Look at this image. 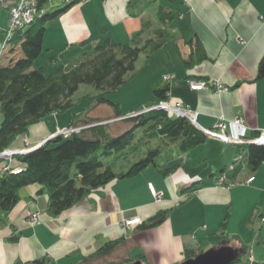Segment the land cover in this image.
Returning <instances> with one entry per match:
<instances>
[{
    "label": "crops",
    "instance_id": "obj_1",
    "mask_svg": "<svg viewBox=\"0 0 264 264\" xmlns=\"http://www.w3.org/2000/svg\"><path fill=\"white\" fill-rule=\"evenodd\" d=\"M128 4L129 0H90L49 22L41 55H47L48 60L57 56L50 70L106 39L112 44H130L143 30L145 41L150 38L146 25L150 24L152 31L161 27L157 11L155 21L149 20L146 11L137 12L139 7L147 10V2L139 0L131 13ZM161 7L174 14L163 27L169 41L166 47L145 56L142 68L133 76V81L143 78L144 88L131 105L117 103L119 112L124 116L140 112L154 104V90L168 86V103L194 114V125L200 130H212L220 118L226 124L241 118L249 138L264 131V79L255 81L264 56V0H176L172 4L166 0ZM5 28L3 22L0 37ZM194 37L203 53L191 56L186 43ZM201 54L205 59L199 58ZM184 60L192 65L186 67ZM34 62L32 68L36 69ZM195 80L206 82L210 89L192 91L190 82ZM216 84L222 88L218 93ZM109 113L104 119L92 112L86 117L112 120L114 113ZM74 117L60 114L31 126L25 135L28 144L38 146ZM1 119L0 112V123ZM22 146L23 138L18 137L11 148ZM242 151L235 144L206 138L177 159L178 168L169 176L157 180L155 172H148L143 178L142 172L113 181L56 218L46 214L47 195L39 186L24 187L18 191L16 206L1 216L0 264L41 260L45 264H83L105 242L119 238L125 243L113 254L122 251L125 259L144 255L148 264H181L184 250L204 251V242H216L214 248L225 238L234 248L245 247L255 263L264 264V257L256 255L253 248L264 241L260 223L264 218V161L251 173L247 152ZM17 165L16 160L0 162V177L4 167ZM221 176L225 178L222 185L218 183ZM250 177L254 180L245 184ZM149 184L161 196L159 201L149 193ZM161 210L169 211L168 218L152 230L139 232V225L123 226L133 219L144 222ZM34 213L39 214V222L28 226L27 218ZM97 261L100 259L86 264Z\"/></svg>",
    "mask_w": 264,
    "mask_h": 264
},
{
    "label": "trees",
    "instance_id": "obj_2",
    "mask_svg": "<svg viewBox=\"0 0 264 264\" xmlns=\"http://www.w3.org/2000/svg\"><path fill=\"white\" fill-rule=\"evenodd\" d=\"M50 1L37 0L38 6L42 8ZM138 1L129 0L128 7L132 9ZM167 1L172 4L176 0ZM73 5L74 2L66 4L64 8L47 11L30 25L16 29L7 43L8 54L3 55L5 61L0 60V151L9 148L18 137L26 135L31 126L53 115L67 112L72 107L71 98L80 86H90L99 91L100 94L94 98L95 105L108 104L113 109L114 118L122 117L118 104L105 96L119 90L134 76L136 63L142 54L148 56L166 47L169 41L168 33L163 27L173 20L174 14L167 11L166 7H161L157 10L161 27L152 31L148 28L150 24L146 25L150 38L145 41L142 40V30L133 36L130 44H112L106 39L91 47V51H83L69 59L51 73H47L45 68H32L33 62L42 53L46 26ZM186 45L191 56L203 53L196 37ZM17 52L19 58L14 59ZM199 58L205 59V55L201 54ZM199 58L198 61L201 60ZM56 60L57 56L49 58L51 63ZM184 61L186 67L192 65L189 61ZM261 79H264V56L258 64L255 81ZM152 96L155 104L167 101L169 87L154 90ZM78 120L75 116L69 126H74ZM124 121L131 126L119 135H110L108 124L96 125L64 139H53L33 152L18 157L17 167L8 170L19 169L20 173L14 175L3 172L0 177V223L1 216H6L16 206L18 191L24 187L39 186L40 192L44 191L47 195L46 214L56 218L91 193L113 181L134 178L149 166L163 177L169 176L178 168V164H175L177 159L202 145L207 138L187 118L170 117L162 110L138 114ZM97 122L102 121L82 120L84 125ZM137 134L142 135L141 140H135ZM151 134L157 137L154 148L150 146ZM257 135L258 133H254L250 138ZM135 141L141 142V148L134 144ZM237 147L239 152H247L246 165L254 173L264 161V145L248 143ZM129 149L137 160L124 172H116L102 161L112 155L125 159ZM159 158L162 159L160 163L157 162ZM168 215V210L158 211L139 224V232L161 226ZM124 243V238L105 242L91 256L85 258L83 264L93 259L107 258ZM222 251L232 256L228 264H257L249 263V253L245 247L234 248L227 239L211 249V252ZM204 253L202 250L186 249L184 260L197 258ZM135 262L148 264L144 255L129 258L120 264ZM31 264L45 262L41 260Z\"/></svg>",
    "mask_w": 264,
    "mask_h": 264
},
{
    "label": "rangeland",
    "instance_id": "obj_3",
    "mask_svg": "<svg viewBox=\"0 0 264 264\" xmlns=\"http://www.w3.org/2000/svg\"><path fill=\"white\" fill-rule=\"evenodd\" d=\"M89 1L90 0H73V1L72 0H51L50 3H48L47 6L44 7V8L39 7L38 6V2H37V13L36 14L33 13L34 15L32 17L29 14L27 16V19L26 18H23L24 19V25L21 26V28H23V27H25L27 25H30L32 23V21H34V20H36L38 18H41L45 13H47V11H51V10H55V9L58 10V9L64 8L66 4H69V3H72V2H74L75 5H77V4H84V3H87ZM140 2H141V4H142V2L143 3L147 2V4H145L147 10H144L143 7H141V8L139 7V8H137V12L146 11V15H148L150 17V18L148 17L149 20L155 21L156 20L155 19V17H156V11H157L159 5H163L166 2V0L160 1L156 5L152 3L153 0H146V1H140ZM1 3L2 4L0 6V26L3 24V22L6 23V28L3 31H6V32L10 31L11 32L12 31L11 28H10L11 27V23H14V22H11L10 23V20H9L10 19V12H11V7H13V6H15L17 4V0H14V1L7 0V1L1 2ZM133 10H135L134 7H132V9L130 10V13ZM25 19L26 20H30L31 19V20L26 22ZM8 24H9V26H8ZM21 28L18 27L17 29H21ZM3 31H2V35H1L2 38L0 39V49H1V45L2 46H5V43H3V39H4V36H5V34L3 33ZM14 31H13V33H14ZM8 49H9V46H7V44H6V46L4 48V51H5L4 54H8L7 53V50ZM88 51H91V47H90V49ZM46 56L47 55H43V56L41 55V56H39L35 60L34 65L36 66V69H38L40 67H44L45 69H47V73H51V72L54 71V70L53 71L50 70L53 64L47 59ZM13 58L14 59L19 58L18 52H17V54L15 53V56ZM145 58H147V57H145L144 54H142L139 57V59H138V61L136 63V66H135V69H136L135 71H138V70H140L142 68ZM0 60L1 61H5V58L2 56L1 52H0ZM60 65H63V64L61 63ZM60 67H62V66H60ZM56 69L57 68H55V70ZM143 72H145V71H143ZM168 79H169L168 77H165L164 78V80H166V81ZM133 80L134 79L132 77L126 83V85H124L123 87H121L119 90H117L114 93H111V94L106 95L105 96L106 99H108V100H110L111 102H114V103H119L121 106H123V105L124 106L131 105L132 102H133V98H135V96H136V93L137 92H141L143 90V88H144V85H143L144 84V80H143V78L140 77V79H138L137 81H133ZM193 83L194 84H196V83L197 84H201L203 86V88L201 90H199V91H208V89H210V87H208L207 84H206V82H204V81H201V82L192 81V82H190V86ZM217 87H218V85L216 84V87H215L216 88V93H218L217 92ZM221 90H222V88H221ZM98 94H100V92L97 91V90H95L94 88H92L90 86H80L78 88L77 92L71 98L72 107L67 112L61 114V115H64V114H68V115L74 114L77 118H79V120L76 122V124L74 126H70L73 129H77V130L74 131L73 133H71L69 136H65V134H63V133L62 134H59V131L60 130L58 128V129H56L55 134L52 135L50 138L51 139L53 138L54 140H56V138H63L64 139V138L70 137L73 134H78L81 130L86 129L88 127H92V126H96V125H104V124H108L109 133L112 136L119 135V134L125 132L126 130H128L129 126H131V125H130V123H128V122H126L124 120L127 119V118H129V117L137 116L138 114H140L139 111L137 113H134V114H131V115L125 114L127 116H123L122 115V117H119V118H113L112 120L109 119V120H106V121L103 120L102 122H97V123H94V124L84 125V123H82V120L84 121L86 119H90V118L86 117V114H88L89 112H92V115H97V117H99L100 119H104L107 116V112L108 111L110 112L109 115H112L111 112H113V109H112V107H110V105H108V104H102V105H99V106H96L95 105L94 98ZM148 107L149 108H154V109L153 110H150V111L149 110H145V109H148ZM160 107H164V108L162 109ZM168 107L173 109L172 115L169 114ZM178 107L181 108V106H173V105H171L170 103H168V100H167V101L158 102L156 104L154 103V104H151V105H147L142 110H145V111H148V112L162 110V111H165V113H168V115L170 117H185L190 122L193 123V121L191 120V119H193L192 118V115H191V113L188 110L182 108L183 110H185V111L188 112L185 116H180V114H178V113L175 112V110H177ZM148 112H145V113H148ZM124 113H126V112H124ZM141 114H143V113H141ZM53 116H56V115H53ZM53 116H51V118ZM219 120H222V118H220ZM201 131L203 132V134H205L204 133V130H201ZM141 137H142L141 134H137L135 140H137V138H140V140H141ZM206 137L209 138L207 135H206ZM21 138H23V137H21ZM156 138L157 137H156L155 134H151L150 135L149 141H150V146L152 148H154V146L156 145ZM212 139L219 140L220 138H218V139L217 138H212ZM252 139H254V137ZM23 140H24V142H26L28 144L26 138L25 139L23 138ZM220 141H222V140H220ZM47 143H49V141L42 142L41 144H39L38 146H35L33 148L38 149V148H40L41 146H43L44 144H47ZM248 143L249 142H247L245 144H248ZM134 144H136L137 146H139L141 148V142L135 141ZM252 144H254V143H252ZM235 145H238V144H235ZM256 145H259V144H256ZM260 145H264V144H260ZM9 148L10 149H13V148H11V146ZM29 148H30V146H29ZM131 151H132L131 149L127 150V152H126L127 155H125V159H123L124 157H121V156H118V155H112L109 158H103L102 161L105 164L109 165L114 171H116V172H124V171L127 170V168L129 167V165H131L132 163H134L137 160V158L134 155H132ZM160 161H162L161 158H159V160H157V162H159V163H160ZM175 164H177V161H176ZM8 169H11V168L8 166ZM2 171L4 173L5 172L12 173L11 172L12 170H6V171H4L2 169ZM142 172H143L142 174H144V175H142V176H144L143 178H146L148 176V172H151V173L152 172H155L154 173L155 174L154 177L157 180H161V178H162L161 175L159 173H157L151 166L147 167ZM14 175H16V174H14ZM250 178H253V177H250ZM224 179H225L224 176H221L220 179H219V181H218V183L222 185L223 182H224ZM248 180H247V182L245 184H249L248 183ZM253 180H254V178H253ZM39 217L40 216L38 215V218ZM260 223H261V221H260ZM27 225L30 226L29 223H28V221H27ZM225 239L228 240V238H225ZM258 242L259 243L256 244L255 246H253V248L255 250L256 255H257V253H259V256L260 257H264V241H262V243L260 241H258ZM215 243L216 242H213V244H207V242H204V244H201V245H202L204 251H208L209 249L210 250L213 249L212 246L215 245ZM121 253H122V251L121 252L119 251V252H116L113 255L108 256L107 258H104V259L101 258L100 261H97V263H95V264H120V263H123L128 258L125 259L126 258L125 255L124 254H121ZM250 258L253 261H250ZM248 261H249V263H255L254 262V258H253L252 255H250V253L248 254ZM183 262H185V260Z\"/></svg>",
    "mask_w": 264,
    "mask_h": 264
},
{
    "label": "built area",
    "instance_id": "obj_4",
    "mask_svg": "<svg viewBox=\"0 0 264 264\" xmlns=\"http://www.w3.org/2000/svg\"><path fill=\"white\" fill-rule=\"evenodd\" d=\"M33 13H37V0H17V4L13 7H11V12H10V23H11V32L8 31L7 34L4 36L3 39V43L6 44L9 42V40L12 37V33L15 29H17L18 27L21 28V26L24 25V19H27V16L30 14L31 17L34 15ZM20 16V18H19ZM23 19V20H22ZM25 21H30V20H26ZM9 26V24H8ZM5 46L1 45V49L0 52L1 54L4 52V48ZM201 84H192L190 86V89L192 91H199L203 88V86ZM221 90V87L218 86L217 87V92H219ZM160 108H164V107H160ZM154 108H149L145 109V110H153ZM142 110L139 113H145L148 111ZM168 112L170 115H172L173 109L168 107ZM176 113L180 114V116H185L188 112L183 110L182 108H179L177 110H175ZM175 113V114H176ZM192 118L191 119L193 121V123L195 122V115L191 114ZM77 129H73L72 127H70V129L67 130H62L59 131V134H65V136H69L71 133H73L74 131H76ZM232 130H235V133H232ZM229 132V133H228ZM204 133L209 137V138H220L219 140L231 143V144H245L247 142L249 143H254V144H264V131H261L258 133V135L254 138V139H249L247 137L246 134V128L244 126V122L241 118H236L235 120H233L231 123L226 124L225 122H223L222 120H218V122L215 124L214 128L212 130H204ZM228 133V134H227ZM4 171L8 170V168H4ZM12 174H18L20 173L19 169H13ZM253 178H250L248 180V183L252 182ZM148 190L150 192V194L156 199V200H160L161 196L158 195L154 189V187L149 184L148 185ZM38 213H34V214H30L29 218H28V223L30 226H34L36 224H38L39 222V218H38ZM261 223L264 225V218H260ZM141 223V221L139 219H133L131 221L128 222H124L123 226H125L126 228H129L130 226H136L139 225ZM252 258V257H251ZM250 258V261H253Z\"/></svg>",
    "mask_w": 264,
    "mask_h": 264
},
{
    "label": "water",
    "instance_id": "obj_5",
    "mask_svg": "<svg viewBox=\"0 0 264 264\" xmlns=\"http://www.w3.org/2000/svg\"><path fill=\"white\" fill-rule=\"evenodd\" d=\"M7 0H0V6L1 2H4ZM14 1V0H11ZM232 259V256L230 253L222 251V252H211V250L205 252L204 254L198 256L197 258L188 260L183 262L182 264H228L230 260ZM131 264H141L140 262H135Z\"/></svg>",
    "mask_w": 264,
    "mask_h": 264
},
{
    "label": "bare ground",
    "instance_id": "obj_6",
    "mask_svg": "<svg viewBox=\"0 0 264 264\" xmlns=\"http://www.w3.org/2000/svg\"><path fill=\"white\" fill-rule=\"evenodd\" d=\"M158 9H160V8H158ZM19 18H20V16H19ZM3 33L5 35L7 34L6 31H3ZM4 52L2 53V56L4 55ZM69 129H70L69 125L65 126L64 128H59L60 131L61 130H67L68 131ZM21 137H23L24 139L26 138L25 135H23ZM52 139L49 138L48 140H45V141L47 142V141H50ZM29 146L30 145L27 144L26 142H24V140H23V146L21 148H19V149H14V148L13 149H10V148L3 149L2 151H0V162H12L13 160H17L18 161V157L25 156L28 153L33 152L34 150H36V148H33L31 146L29 148Z\"/></svg>",
    "mask_w": 264,
    "mask_h": 264
}]
</instances>
